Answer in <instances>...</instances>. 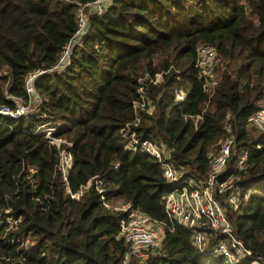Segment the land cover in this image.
I'll return each instance as SVG.
<instances>
[{
    "label": "trees",
    "instance_id": "trees-1",
    "mask_svg": "<svg viewBox=\"0 0 264 264\" xmlns=\"http://www.w3.org/2000/svg\"><path fill=\"white\" fill-rule=\"evenodd\" d=\"M77 17L78 5L66 0H0V104L28 100L27 75L46 71L35 82L38 111L0 118V220H18L0 224V264H139L136 256L124 261L126 214L106 207L94 185L80 198L68 191L95 175L105 178L107 201L124 200L164 223L162 243L146 264H230L200 252L192 230L168 216L171 186L161 165L127 149L120 134L136 118L140 79L157 73L164 75L160 83L145 82L153 110H139L140 135L172 147L173 163L186 173L205 174L230 125L235 147L224 176L248 158L237 172L241 204L227 208L228 218L264 262V128L248 120L264 109V0H111L58 70ZM203 44L218 54L212 96L195 65ZM181 85L188 90L186 113H204L197 125L181 115L174 95ZM41 113L73 143L68 182L60 148L35 132Z\"/></svg>",
    "mask_w": 264,
    "mask_h": 264
},
{
    "label": "built area",
    "instance_id": "built-area-1",
    "mask_svg": "<svg viewBox=\"0 0 264 264\" xmlns=\"http://www.w3.org/2000/svg\"><path fill=\"white\" fill-rule=\"evenodd\" d=\"M66 1L78 5V29L56 67L58 70H62L66 66L74 43L82 40L87 34L91 18L103 15L109 7L107 2H111V0H94L88 3H81L76 0ZM217 61L218 54L214 47L204 44L198 47L195 65L198 68V77L203 81V88L210 96L214 94L218 85L215 68ZM44 72L46 71L37 70L27 75L26 88L29 99L11 97L12 104H0V118L21 119L30 117L38 111L42 99L35 88V82ZM0 74H3L2 70H0ZM163 79V73H157L154 77L147 74L140 79L141 86L138 90L140 99L134 102L136 118L124 124L120 129V134L126 141L127 149L140 150L159 162L163 175L171 186V190L164 197L166 212L172 220L192 230L193 243L200 252L222 256L230 264H242L243 259L246 258L251 259L249 264H264L262 258L254 257L252 250L235 235L234 227L228 218L227 208L237 209L240 207V188L236 183L237 172L244 169L248 158V154H244L233 167L232 172L224 176L230 165L232 150L235 147V137L231 134L230 125L227 126L229 127L227 128V136L221 147L212 155L210 168L205 174L186 173L173 163L172 153L174 150L172 147L159 145L155 141L140 135L141 116L139 110H153V104L147 100L145 82L158 84ZM174 95L176 101L180 103L182 116L192 119L196 125L203 120V112L186 113L185 103L188 99V90L184 86L175 87ZM47 117L46 113L37 115V118L42 122L39 123L35 132L44 134L51 144L60 148V168L64 180L68 182L69 172L74 166V157L71 151L73 143L57 136L59 125L53 121H46ZM248 120L263 129L264 109L252 114ZM93 185L101 193V198L106 207L126 214L121 223V231L129 242L124 261L128 262L132 256H136L139 264H146L150 251L162 243L165 233L164 223L153 219L124 200L114 203L107 201L105 178L100 175L93 176L76 192L71 189L68 191L72 197L80 198ZM5 222L12 227L18 223V220L13 218L0 220V224ZM208 234H213L211 239H208Z\"/></svg>",
    "mask_w": 264,
    "mask_h": 264
},
{
    "label": "rangeland",
    "instance_id": "rangeland-1",
    "mask_svg": "<svg viewBox=\"0 0 264 264\" xmlns=\"http://www.w3.org/2000/svg\"><path fill=\"white\" fill-rule=\"evenodd\" d=\"M107 5L109 6L110 3L107 2ZM80 41H81V40H80ZM190 66H191V62H190V61L185 62V68H188V67H190ZM226 136H227V135H226ZM212 236H213V234H208V239H211ZM215 256H217V255H215Z\"/></svg>",
    "mask_w": 264,
    "mask_h": 264
}]
</instances>
